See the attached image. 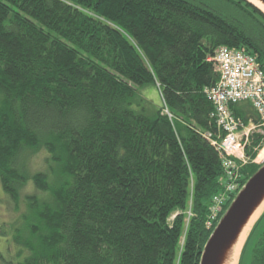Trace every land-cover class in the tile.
I'll use <instances>...</instances> for the list:
<instances>
[{"label":"trees","instance_id":"obj_1","mask_svg":"<svg viewBox=\"0 0 264 264\" xmlns=\"http://www.w3.org/2000/svg\"><path fill=\"white\" fill-rule=\"evenodd\" d=\"M216 1L0 0V185L16 213L28 182L51 197H24L10 238L17 264H200L234 199L207 228L224 191L206 138L220 133L207 59L242 50L264 73V15ZM149 84L163 105L151 115L133 108ZM230 110L257 126L242 188L262 166L264 126L249 103ZM41 150L48 170L25 173L19 154ZM250 264H264V231Z\"/></svg>","mask_w":264,"mask_h":264},{"label":"built area","instance_id":"obj_2","mask_svg":"<svg viewBox=\"0 0 264 264\" xmlns=\"http://www.w3.org/2000/svg\"><path fill=\"white\" fill-rule=\"evenodd\" d=\"M207 62L214 65L218 74L217 84L211 89H205L204 93L212 103L211 118L215 119L220 133L216 139H212L209 134L206 138L219 154L223 169L220 183L224 188L221 194L212 199L211 216L206 224L207 228H211L212 222L217 221L227 202L241 189L244 179L242 168L248 164L244 150L249 135L257 131V126L249 122L243 129L246 131L245 136L244 132L242 137L239 136L243 123L234 117L230 106L249 103L259 118L260 126H264V73L255 58L242 50L222 47Z\"/></svg>","mask_w":264,"mask_h":264},{"label":"rangeland","instance_id":"obj_3","mask_svg":"<svg viewBox=\"0 0 264 264\" xmlns=\"http://www.w3.org/2000/svg\"><path fill=\"white\" fill-rule=\"evenodd\" d=\"M197 1H204V3H207L210 6H214L217 3L216 0H197ZM137 93H138L137 97L134 99L133 102L134 109L140 110L143 108L146 110L148 115H151L156 111H158L163 106L159 91L156 86L152 84L145 85L143 87H140ZM242 125L243 128H241L239 132V136L241 137L244 132L243 129L247 127V125L244 124ZM245 133L246 131L243 134L244 136ZM250 136L251 134L249 135V137ZM25 151H22L18 156V163L20 164L21 167L26 168L23 170L25 173L32 175L37 172H46L48 170L47 165H44L45 164L44 160L47 158V154L45 153L44 150L38 151L34 155H29ZM263 161H264V147L258 153V155L253 160V162L255 164L261 165ZM53 180H54L53 176L51 174H48V182L52 183ZM239 192L240 190L236 192L233 198H235ZM27 195H35L39 200L50 201L51 198L49 192L38 191L34 188V186L30 182H28L20 190L19 211L18 213H16L15 210L13 209V204L11 203V200L3 193L0 185V264L18 263L17 258L15 257L16 251L12 247L13 245L12 246L10 245V238L13 237L14 223H16L18 220L20 221L21 214L25 212V205L23 202H24V197ZM19 225H21V221ZM263 231H264V219L262 220L260 226L256 229L251 239L249 240L247 247L243 253L241 264L251 263L253 249L256 245L258 238L260 237V234Z\"/></svg>","mask_w":264,"mask_h":264},{"label":"water","instance_id":"obj_4","mask_svg":"<svg viewBox=\"0 0 264 264\" xmlns=\"http://www.w3.org/2000/svg\"><path fill=\"white\" fill-rule=\"evenodd\" d=\"M245 1L264 15V11L259 7L248 0ZM256 1L264 7V0ZM263 202L264 163L259 168V170L245 183L210 235L201 254L200 264H223L227 253L238 239L249 219L253 216L254 212L261 206Z\"/></svg>","mask_w":264,"mask_h":264},{"label":"bare ground","instance_id":"obj_5","mask_svg":"<svg viewBox=\"0 0 264 264\" xmlns=\"http://www.w3.org/2000/svg\"><path fill=\"white\" fill-rule=\"evenodd\" d=\"M248 1H250L251 3H253L254 5H256L261 10L264 11V7L259 2H257L256 0H248ZM263 211H264V202L254 212L253 216L249 219L247 225L244 227V229L241 232V234L239 235L238 239L236 240V242L233 244V246L231 247V249L227 253V256H226L223 264H237L240 251H241V249H242V247L246 241V238H247L249 232L251 231L254 223L256 222V220L259 218V216L261 215V213Z\"/></svg>","mask_w":264,"mask_h":264},{"label":"clouds","instance_id":"obj_6","mask_svg":"<svg viewBox=\"0 0 264 264\" xmlns=\"http://www.w3.org/2000/svg\"><path fill=\"white\" fill-rule=\"evenodd\" d=\"M263 163H264V162H263ZM263 163H262V164H263ZM259 165H260V164H259Z\"/></svg>","mask_w":264,"mask_h":264}]
</instances>
